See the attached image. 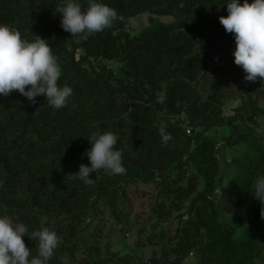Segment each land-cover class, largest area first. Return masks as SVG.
<instances>
[{"label": "trees", "instance_id": "trees-1", "mask_svg": "<svg viewBox=\"0 0 264 264\" xmlns=\"http://www.w3.org/2000/svg\"><path fill=\"white\" fill-rule=\"evenodd\" d=\"M79 2L84 10L88 0ZM99 2L121 19L79 39L59 26L61 0H0V24L24 40L45 39L61 68L58 85L72 89L58 110L43 96L35 103L15 90L0 97V215L23 222L29 232L47 218L44 226L59 237L48 264H264V209L260 203L253 209L251 196L252 183L264 174V106L259 77L244 81L233 63V35L218 20L227 16L225 0ZM144 12L173 21L151 22L132 35L129 20ZM222 61L244 83L229 115L226 79L210 74ZM161 121L172 137L167 144L158 134ZM224 126L231 127L229 135L211 134ZM104 131L116 135L125 173H90V185L72 179L88 164V138ZM132 185L152 191L148 208L159 221L177 220L172 236L146 237L155 247L147 261L99 245L104 209L123 224L118 204L127 207ZM238 226L246 228L244 238L235 237ZM22 240L34 255L35 242Z\"/></svg>", "mask_w": 264, "mask_h": 264}, {"label": "clouds", "instance_id": "clouds-1", "mask_svg": "<svg viewBox=\"0 0 264 264\" xmlns=\"http://www.w3.org/2000/svg\"><path fill=\"white\" fill-rule=\"evenodd\" d=\"M224 5L227 16L218 20L225 32L233 35V63L242 69L244 81L254 82L258 77L264 81V0H225ZM56 13L60 14L61 29L79 39L101 32L121 19L114 8L99 0H88L84 10L79 0H61ZM60 76L57 58L45 39L34 35L33 40H24L16 29L0 24V97L15 90L29 103L43 96L53 110L61 109L72 95V89L58 85ZM166 127L161 121L158 134L163 144L172 139ZM88 141L90 147L83 154L88 164L79 165L78 170L70 174L72 179L90 185L93 183L90 173L95 175L99 170L109 176L125 173L122 154L114 148L117 143L114 133H93ZM251 196L264 209V174L257 175L252 183ZM260 215L264 218L262 210ZM46 219L41 217V227L29 232L23 222L0 215V264H48L59 237L44 226ZM25 236L35 242L34 255L33 249L26 247L22 240Z\"/></svg>", "mask_w": 264, "mask_h": 264}, {"label": "rangeland", "instance_id": "rangeland-1", "mask_svg": "<svg viewBox=\"0 0 264 264\" xmlns=\"http://www.w3.org/2000/svg\"><path fill=\"white\" fill-rule=\"evenodd\" d=\"M173 18L169 15H151L148 12L140 13L139 15L131 18L128 22L130 33L136 34L140 28L149 25L151 22L153 23H171ZM221 64L217 66H213V69L218 70H210V74H213L217 77L226 79L227 85L224 89V93H226L225 98L228 100L225 103L224 114L229 115L230 109L237 106L238 104V94L241 91H237L238 88H243L244 83H242L241 77L238 76L233 70V66H229V63L222 61ZM223 65V66H222ZM211 76V75H210ZM258 86L261 88L259 96H260V105L264 106V81H261L258 78ZM230 100V101H229ZM231 127L224 126L221 128H215L211 131V134H218L221 136H227L230 134ZM259 133L264 136V122L262 123L261 129H259ZM232 150H228V155L233 154ZM224 151L223 148H220L217 151V157L219 160V165L222 167L221 175L225 176L226 171L228 170L226 167L227 163L224 162L222 153ZM236 150L234 151V153ZM229 168V167H228ZM170 174H173V168L169 170ZM229 177V176H228ZM128 197H127V207L124 205L118 204V208L121 210V214L123 216L124 223L117 224L114 222L112 216L110 215V211L104 209V215L101 219L103 224V230L100 233V241L99 245L108 253L118 252L119 256L131 255L133 259H137L139 261H147L152 256L154 246L149 245L146 242V237L154 235V241L159 237V233L165 232L167 235L172 236L174 233V228L177 224V220L172 218L168 221H159L152 211L148 208L150 199L148 193L150 192L149 188L138 187L135 185L128 186ZM152 192V191H151ZM150 192V194H151ZM259 204L258 201L254 203V208ZM220 210L223 211L221 205L219 206ZM221 216L228 220L230 223H234V218L232 215H227L225 213H221ZM139 228L143 229V233L138 235L137 231ZM246 228L244 227H236L235 228V237L244 238ZM156 233V234H155ZM158 234V235H157ZM152 238V237H151ZM192 256L188 259V262H194Z\"/></svg>", "mask_w": 264, "mask_h": 264}, {"label": "built area", "instance_id": "built-area-1", "mask_svg": "<svg viewBox=\"0 0 264 264\" xmlns=\"http://www.w3.org/2000/svg\"><path fill=\"white\" fill-rule=\"evenodd\" d=\"M218 148V144H216V146H215V149H217Z\"/></svg>", "mask_w": 264, "mask_h": 264}]
</instances>
